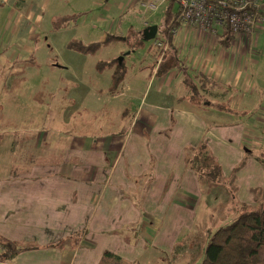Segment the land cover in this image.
<instances>
[{"label":"crops","instance_id":"0c3cea01","mask_svg":"<svg viewBox=\"0 0 264 264\" xmlns=\"http://www.w3.org/2000/svg\"><path fill=\"white\" fill-rule=\"evenodd\" d=\"M50 2L0 0V8L11 5L14 16L5 26L10 36L3 39L4 44H22L17 49L24 54L32 51L28 40L14 38L19 30L14 26L21 27L24 19L39 24L42 18L35 10H47ZM127 2L77 0L76 7L81 11L95 8L87 18L105 24L107 30L112 28L111 19L121 13L124 17L138 8L143 14L137 2L126 8ZM116 28L121 33L130 30L121 21ZM213 29L215 33L182 24L172 44L191 72L201 71L230 85L234 91L231 108L248 114L258 109L260 116L249 119L250 127L243 123L208 125L233 120L208 102L202 110L205 119L200 118L195 106L186 103L191 94L183 73L157 77L153 70L154 97L138 96L135 116L124 131L120 129L122 134L115 130L102 138L70 137L57 157L53 154L54 162L33 164L1 177L0 235L29 247L4 264H101L105 251L121 258L122 264H142L143 259L155 257L152 249L177 259L203 257L212 236L201 237L194 229L189 231L197 232L196 236L181 239L184 228L193 225L187 215L195 209L199 195L205 196L198 189L196 175L186 166L185 148L202 141L207 142L226 177L245 159L236 174V196L228 213L241 211L245 204L256 205L252 189L264 188V169L257 159L262 150L249 157L244 148L250 138L264 146V24H258L251 36H233L228 47L220 43L224 27L214 25ZM35 30L31 32L33 43ZM102 36L100 41L106 39ZM1 49H12L10 61L21 53L10 46ZM211 92L212 102L220 101L219 91ZM236 102L241 106H235ZM258 129L263 134L255 136L260 134L255 132ZM44 133L36 132V152L48 137Z\"/></svg>","mask_w":264,"mask_h":264},{"label":"rangeland","instance_id":"374dc122","mask_svg":"<svg viewBox=\"0 0 264 264\" xmlns=\"http://www.w3.org/2000/svg\"><path fill=\"white\" fill-rule=\"evenodd\" d=\"M76 4L77 0H51L47 10H35V15L39 14L42 18L39 24L35 23L36 20L30 22L24 19L21 27L15 25L14 29L19 30L13 34L14 38L19 42L28 40L29 46L33 48L25 54L17 49L22 44H4L3 39L10 36V33L6 34L5 26L9 21H14V16L11 5L0 8L1 177L9 175L12 170L17 173L27 170L33 164L54 162L59 150L63 149L75 132L102 138L121 128L124 131L135 116L138 96L146 94L144 98L148 95L150 98L154 97L151 89L153 69L150 65L158 54L153 46L155 38L146 41L142 31L136 29H143L141 19L161 25L167 3L156 13L144 16L138 8L124 17L121 13V17L117 15L111 19L113 29L109 27L107 30L105 24L87 18L95 8L81 11ZM55 20L60 21L55 24ZM120 21L123 28L130 27V30L125 33L117 32L116 25ZM32 28H36L34 43L31 38ZM102 35L114 37H108L102 43ZM161 37L158 32L156 38ZM74 40L75 48H71L69 43ZM97 44H100L99 48L90 54L77 50L81 45L95 48ZM9 46L18 50L16 52H21L12 61L9 58L12 49H1ZM258 52L262 54V51ZM120 57H124V78L118 91L114 93L110 88L112 70L107 63L119 60ZM102 62L106 63L107 68L100 67ZM185 87L187 89L186 85ZM173 93L174 96L178 95L174 91ZM206 98L214 101L213 93ZM190 99L186 101L187 104H193L198 110L203 109L196 94ZM238 105L241 106L236 102L235 106ZM230 106L232 107L231 103ZM232 109L239 111L241 108ZM256 111L258 109H253V112ZM235 113L240 115L243 112ZM226 117L233 120L238 115L229 114ZM245 122L244 120L242 123ZM262 122L264 125V121ZM37 131H45L44 134L48 137L36 152L34 143ZM255 132L260 133L255 136L263 134L259 129ZM261 146L263 145L257 146L259 153L261 148L264 151V146ZM198 189L201 193L203 188L200 184ZM231 200V194L224 186L213 189L205 196L200 194L195 209L187 215V220H194L193 225L184 228L181 239L184 241L194 237L198 231L201 237H210L218 228L234 221L241 211L228 213ZM194 229L197 232L189 231ZM155 251L151 250L155 257L143 259L142 264H201L203 260V257L198 256L177 259L170 253L166 255L159 254V250Z\"/></svg>","mask_w":264,"mask_h":264},{"label":"trees","instance_id":"16d2710c","mask_svg":"<svg viewBox=\"0 0 264 264\" xmlns=\"http://www.w3.org/2000/svg\"><path fill=\"white\" fill-rule=\"evenodd\" d=\"M179 13V6L174 1L169 0L165 9L163 23L159 25L158 32L162 35L160 39H170V32L181 25L177 22ZM59 21L60 20L56 21L55 24H58ZM55 27L57 28V26ZM108 37L113 38L114 36L109 35ZM108 37H106L102 43H105ZM232 39L233 35H231L230 31H227L225 34H222L220 43L225 47H228ZM75 42V40L71 41L69 46L75 48ZM99 45L100 44H97L95 48L84 47L81 45L79 47L77 46L79 48L77 50L83 54H90L95 52L99 48ZM107 64L112 70V85L110 88L112 92L116 93L123 82L124 66L123 63L120 65L118 60L110 61V63ZM150 66L153 70H156L157 77H162L173 71L182 72L184 75L183 81L189 92L188 94H191V96L196 94L198 102L201 104V107L203 106V109L206 108L205 102H208L210 103V107L213 105L218 106L216 107V110L225 113L223 114L224 116L229 114H233L234 116L238 115L236 119H233V123L231 121L220 119V122H207L208 125L220 124L227 126L238 123L242 124L245 120V126L250 127L252 122H250L249 119L259 116L256 112H252L248 115H243L244 113L240 115L235 113L239 111L232 109L230 106L234 93L230 85L226 82H218L209 78L201 71L191 72L190 67L186 63V59L179 57L175 49V44L170 45L168 52H166L159 65L158 61L155 60ZM100 67L105 69L107 68V65L102 62ZM213 89L220 92V101L217 100L216 103H213L206 98V96L212 93L211 91ZM202 110L197 109L196 113L200 118L205 119ZM119 134H122V131L119 130ZM81 135L82 133L75 132L73 136ZM244 150L246 156L250 157L256 155L258 149L256 146L251 149L244 148ZM257 159L260 161L264 169V151L257 155ZM185 163L186 166L196 175L198 183L203 188L202 191L204 194L210 193L215 188L224 186L231 194L232 199L235 198L236 174L245 165V159L234 168L230 176L226 177L211 148L207 142L202 141L196 147L188 146L185 148ZM252 194L256 205H241L242 210L235 220L218 228L213 233L210 243L205 248L201 264H264V188L252 189ZM56 245H59V243ZM27 250H29V247L24 243L13 241L0 235V264H4L16 255ZM101 264H122V260L116 255L105 251L101 259Z\"/></svg>","mask_w":264,"mask_h":264},{"label":"built area","instance_id":"2783aa9c","mask_svg":"<svg viewBox=\"0 0 264 264\" xmlns=\"http://www.w3.org/2000/svg\"><path fill=\"white\" fill-rule=\"evenodd\" d=\"M103 4L104 0H97ZM169 0H128L126 8L135 2L139 4L143 15L156 13ZM180 8L177 22L201 31H214V25L224 27L233 36H251L258 24H264V0H172ZM148 21L143 20L144 26ZM180 27V26H179ZM179 27L170 32L171 38H155L154 48L158 52L157 61L168 52ZM172 40V41H171ZM259 144L253 139H246V148H254Z\"/></svg>","mask_w":264,"mask_h":264},{"label":"water","instance_id":"95a60500","mask_svg":"<svg viewBox=\"0 0 264 264\" xmlns=\"http://www.w3.org/2000/svg\"><path fill=\"white\" fill-rule=\"evenodd\" d=\"M142 31V36L144 38V40H152L154 38H156L158 31H159V26L154 24V25H150L145 27L144 29L141 30ZM130 52H128L129 54ZM124 57H120L118 60V63L121 65L122 61H123Z\"/></svg>","mask_w":264,"mask_h":264}]
</instances>
